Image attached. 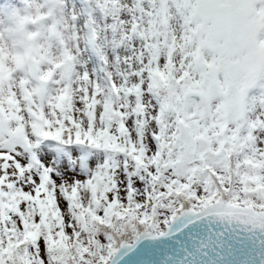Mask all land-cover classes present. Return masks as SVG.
Masks as SVG:
<instances>
[{"label": "snow or ice", "instance_id": "6c2138e0", "mask_svg": "<svg viewBox=\"0 0 264 264\" xmlns=\"http://www.w3.org/2000/svg\"><path fill=\"white\" fill-rule=\"evenodd\" d=\"M0 264H264V0H0Z\"/></svg>", "mask_w": 264, "mask_h": 264}, {"label": "rangeland", "instance_id": "374dc122", "mask_svg": "<svg viewBox=\"0 0 264 264\" xmlns=\"http://www.w3.org/2000/svg\"><path fill=\"white\" fill-rule=\"evenodd\" d=\"M8 2H15V0H8Z\"/></svg>", "mask_w": 264, "mask_h": 264}]
</instances>
